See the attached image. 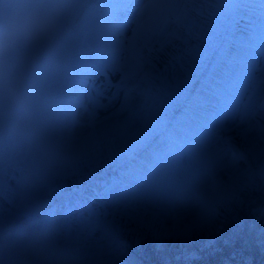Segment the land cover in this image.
Here are the masks:
<instances>
[{"label":"clouds","instance_id":"clouds-1","mask_svg":"<svg viewBox=\"0 0 264 264\" xmlns=\"http://www.w3.org/2000/svg\"><path fill=\"white\" fill-rule=\"evenodd\" d=\"M70 7L71 0H0V118L14 139L26 137L32 122L25 87L29 60L18 53L51 45Z\"/></svg>","mask_w":264,"mask_h":264},{"label":"trees","instance_id":"trees-1","mask_svg":"<svg viewBox=\"0 0 264 264\" xmlns=\"http://www.w3.org/2000/svg\"><path fill=\"white\" fill-rule=\"evenodd\" d=\"M262 201L263 198L258 196L252 208L259 204L257 211L263 209L264 202ZM239 213L244 216L243 224L245 229L243 230L235 228V222L232 218H223L216 212L209 215L211 219L200 222L199 226L211 239L209 252L204 251L202 257L199 255L202 260L206 258V264H227V262L229 264L231 262L235 264H264V215L259 218L254 217V214L247 210L246 206L241 208ZM253 222L255 225H252ZM206 225H211L213 229L211 228L208 231ZM240 226L242 227L241 222ZM109 237L112 239L111 235ZM187 237L188 234L186 235ZM192 239L195 238L189 234L187 243L190 240L192 241ZM195 248L200 252L198 246H195ZM190 252L191 250L186 249V257L190 258L191 261H196L198 257L194 258ZM110 254L116 261L124 260V263L121 264H174L170 254L166 256L165 260H160L159 256L154 253L153 257L147 259V257L142 256L140 253L137 254L132 249L119 248ZM0 264L2 263L0 262Z\"/></svg>","mask_w":264,"mask_h":264},{"label":"rangeland","instance_id":"rangeland-1","mask_svg":"<svg viewBox=\"0 0 264 264\" xmlns=\"http://www.w3.org/2000/svg\"><path fill=\"white\" fill-rule=\"evenodd\" d=\"M141 36H142L141 33H135V36L131 40V43H134L137 40H139L141 38ZM109 90H110V92L107 95L108 96V99H107L106 98L107 97L106 92ZM112 92H117V89L115 88V89L111 90V88H108L105 90V92L102 95L103 100L104 99L108 100V108L106 109V111H109V112L114 109V105H115V103H117V101L112 99V97H111ZM117 110H119L118 115H120V113H122L125 109H122L119 107ZM249 122H252V121L250 119H248L244 125L246 126V124ZM113 127H115V125H113ZM259 129L264 131V128L260 125H259ZM213 143L220 145L219 143H222V141L214 138ZM212 153H214L215 155L218 154V156L220 157L219 161H220L221 167H223L226 164L233 165V167L239 166L241 163L244 166L246 165V161L243 159H242L243 162H242V160L241 161L238 160L236 162L229 161L228 152L226 149L221 151V150L213 148ZM216 196H218V193L216 194ZM179 198H180V201H182V203H181L177 200L178 207L180 208V210L182 212L180 222L182 221V226H184L185 228L188 227V222L199 223L201 221L211 219V217L209 216L210 213L212 212L211 206L204 205V201H202L201 199H197V198L192 197L190 195H181ZM182 199L186 200V201H183ZM187 200L189 201V203H187ZM194 245H196V243H192L191 246L193 247ZM110 257H112V256H110ZM205 260H206V258L202 260L201 257L198 256V259L196 261H185V264H201V263L206 264ZM227 264H229V263L227 262ZM230 264H234V263L231 262Z\"/></svg>","mask_w":264,"mask_h":264},{"label":"bare ground","instance_id":"bare-ground-1","mask_svg":"<svg viewBox=\"0 0 264 264\" xmlns=\"http://www.w3.org/2000/svg\"><path fill=\"white\" fill-rule=\"evenodd\" d=\"M235 139H236L235 135H232V136H231V140L235 141ZM182 200H183V199H182ZM183 201H186V200H183ZM181 203H182V201H181ZM187 203H189L188 200H187Z\"/></svg>","mask_w":264,"mask_h":264}]
</instances>
